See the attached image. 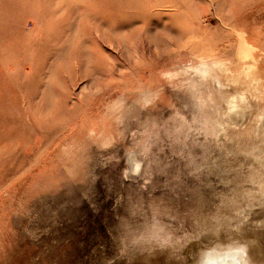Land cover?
<instances>
[{"label":"rangeland","instance_id":"374dc122","mask_svg":"<svg viewBox=\"0 0 264 264\" xmlns=\"http://www.w3.org/2000/svg\"><path fill=\"white\" fill-rule=\"evenodd\" d=\"M0 264H264V0H0Z\"/></svg>","mask_w":264,"mask_h":264},{"label":"bare ground","instance_id":"6f19581e","mask_svg":"<svg viewBox=\"0 0 264 264\" xmlns=\"http://www.w3.org/2000/svg\"><path fill=\"white\" fill-rule=\"evenodd\" d=\"M86 46V45H85ZM84 46V47H85ZM87 47V46H86ZM89 52V51H88ZM86 52V53H88ZM85 62V61H84ZM85 64V63H84ZM190 70L192 69L193 71H196V72H199L201 73L202 75L204 74V72L206 71V69L204 68V66H189L188 67ZM87 71V70H86ZM217 81V80H216ZM218 82V81H217ZM219 84V83H218ZM220 86V85H218ZM230 101V100H229ZM228 103V102H227ZM134 160V159H133ZM134 162V161H133ZM135 163V162H134ZM133 164V163H132Z\"/></svg>","mask_w":264,"mask_h":264}]
</instances>
